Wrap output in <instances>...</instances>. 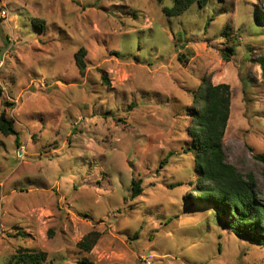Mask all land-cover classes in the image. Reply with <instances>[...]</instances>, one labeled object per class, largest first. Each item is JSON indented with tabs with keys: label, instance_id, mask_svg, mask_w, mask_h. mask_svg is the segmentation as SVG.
Here are the masks:
<instances>
[{
	"label": "rangeland",
	"instance_id": "obj_1",
	"mask_svg": "<svg viewBox=\"0 0 264 264\" xmlns=\"http://www.w3.org/2000/svg\"><path fill=\"white\" fill-rule=\"evenodd\" d=\"M170 3L0 0V115L20 139L0 131V264L20 249L46 252L41 264H264V244L193 198L186 151L195 91L229 84L226 160L264 197V0L168 17Z\"/></svg>",
	"mask_w": 264,
	"mask_h": 264
},
{
	"label": "trees",
	"instance_id": "obj_2",
	"mask_svg": "<svg viewBox=\"0 0 264 264\" xmlns=\"http://www.w3.org/2000/svg\"><path fill=\"white\" fill-rule=\"evenodd\" d=\"M170 2L169 5L162 7V12L168 17H173L182 15L195 3L205 6L208 0H170ZM33 23L40 28L44 26L43 22L36 23V19ZM226 34L229 35V31H226ZM229 50L235 54L236 48L230 47ZM86 56L85 47L79 48L75 54L76 64L82 75H85L88 67ZM179 60L185 61L182 55H179ZM261 65L264 76L263 60ZM103 80L109 81L107 76H104ZM230 106L231 91L227 83L208 82L204 87V94H198L197 91L194 93L193 105L188 108L191 122L186 127V133L192 140L186 151L192 153L193 170L198 175L194 191L199 195L193 198L209 205L213 209L214 216L220 218L222 227L228 226L237 236L257 244H264V197H260L256 179L253 174L242 173L226 160L224 136L230 117ZM0 131L6 135H16V142L20 144L14 121L5 113L0 115ZM172 154V152L168 153L162 160L161 166L169 161ZM256 158L264 163L263 155H257ZM142 191V179H133L131 196L137 197ZM191 198L192 196L189 197ZM99 238L100 232L93 230L78 242V248L86 252L91 251ZM46 257L47 253L44 251L20 249L13 259L16 264H41ZM81 263L94 264L87 258Z\"/></svg>",
	"mask_w": 264,
	"mask_h": 264
}]
</instances>
